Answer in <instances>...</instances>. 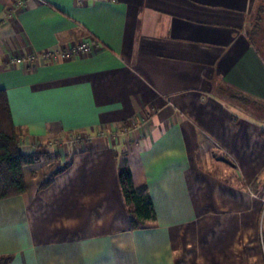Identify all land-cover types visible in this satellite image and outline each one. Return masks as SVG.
I'll return each mask as SVG.
<instances>
[{
  "label": "crops",
  "instance_id": "1",
  "mask_svg": "<svg viewBox=\"0 0 264 264\" xmlns=\"http://www.w3.org/2000/svg\"><path fill=\"white\" fill-rule=\"evenodd\" d=\"M258 4L0 0V89L34 157L0 200L1 264H264ZM123 164L152 207L138 228Z\"/></svg>",
  "mask_w": 264,
  "mask_h": 264
},
{
  "label": "trees",
  "instance_id": "2",
  "mask_svg": "<svg viewBox=\"0 0 264 264\" xmlns=\"http://www.w3.org/2000/svg\"><path fill=\"white\" fill-rule=\"evenodd\" d=\"M257 18L252 34L256 36L262 31L264 24V0H259ZM34 161V157L25 153L19 140V134L13 123L9 103L4 89H0V200L22 194L26 189L23 168ZM60 170V169H58ZM55 170L40 187L47 186ZM118 182L124 201L128 207L129 223L132 228H138L152 216V207L148 197L140 194L133 184L131 171L125 164L118 170ZM3 259L0 260V264Z\"/></svg>",
  "mask_w": 264,
  "mask_h": 264
},
{
  "label": "built area",
  "instance_id": "3",
  "mask_svg": "<svg viewBox=\"0 0 264 264\" xmlns=\"http://www.w3.org/2000/svg\"><path fill=\"white\" fill-rule=\"evenodd\" d=\"M91 49V44L89 42H79V43H72L68 45L65 49L55 52H45L44 56L47 58H71L78 54H84L89 52Z\"/></svg>",
  "mask_w": 264,
  "mask_h": 264
},
{
  "label": "rangeland",
  "instance_id": "4",
  "mask_svg": "<svg viewBox=\"0 0 264 264\" xmlns=\"http://www.w3.org/2000/svg\"><path fill=\"white\" fill-rule=\"evenodd\" d=\"M260 225H261V230L264 231V206L260 214ZM260 243L262 248L264 249V232L260 233ZM263 259H264V250H263Z\"/></svg>",
  "mask_w": 264,
  "mask_h": 264
}]
</instances>
